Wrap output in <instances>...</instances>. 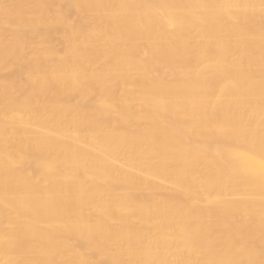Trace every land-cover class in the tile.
<instances>
[{"label":"bare ground","instance_id":"6f19581e","mask_svg":"<svg viewBox=\"0 0 264 264\" xmlns=\"http://www.w3.org/2000/svg\"><path fill=\"white\" fill-rule=\"evenodd\" d=\"M0 264H264V0H0Z\"/></svg>","mask_w":264,"mask_h":264}]
</instances>
